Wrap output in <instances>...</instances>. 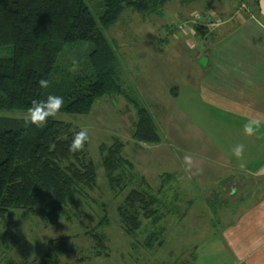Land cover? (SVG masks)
Segmentation results:
<instances>
[{
	"label": "rangeland",
	"instance_id": "obj_1",
	"mask_svg": "<svg viewBox=\"0 0 264 264\" xmlns=\"http://www.w3.org/2000/svg\"><path fill=\"white\" fill-rule=\"evenodd\" d=\"M252 4L254 6L255 3ZM240 6L241 10L248 7L245 0H242ZM199 8L202 9L199 11L201 16L191 14ZM210 10L225 13L228 5L218 0H201L198 3L171 0L165 6L162 16L134 14L131 9H126L119 21L105 30L119 55V77L125 82V87L138 98L140 104L151 112L162 141L159 144H147L133 137L137 110L122 95L104 96L86 115L60 112L56 119L72 124L75 129L88 130L90 142L86 148L88 156L96 165L97 184L94 188L85 189L78 197L77 203L68 207V216L59 221H44L23 210H12L7 218L0 217V264H6L9 259H15L17 264H39L48 251V243L66 236L71 237L75 251L60 255L61 264H194L195 258V264L232 263V257L227 251H210L206 245L212 238L204 237L205 233H209L210 222L207 221L206 213L211 209L209 204H205L204 197L216 201V208L225 207L231 196V182L227 180L215 189L205 190L204 185L209 182L203 183L196 177L195 183L192 182L194 189H189L187 194L196 192L197 195L194 204L188 205L189 197L185 194L186 198L183 199L182 195L179 199L178 177L166 175L174 166L180 167L177 159L184 167L185 154L191 155L195 163L213 166L220 176L223 172L226 173L225 162L212 156L210 145L212 135L216 133L217 128H221L222 135L219 136L223 137L221 148H224L227 128L225 121L228 117L225 113L211 109L201 98L199 90L189 88L188 85L191 84H188L187 80L180 86L176 76L167 74L168 71L175 72L178 69L191 71L192 68L186 61L173 67V56L165 54L157 65V61L150 55L146 56L143 50L141 54L130 53L134 37L148 40L153 33L157 37L156 53L168 40L181 49L184 45L187 56L193 55L188 49L196 46L193 48L195 50L197 45L202 48L201 55L204 54L205 48L210 45L211 39L223 25H215L222 20ZM127 22H143L141 27L144 29L126 28L129 26ZM152 26L156 28L151 32ZM145 45V42H139V46H136L142 49ZM170 51L175 53L176 48H169L168 52ZM5 54H8L6 50H0V56ZM75 57L68 55L70 60L78 64ZM173 84L178 85L181 90V96L174 100L168 92V86ZM166 90L170 97L166 96ZM25 114L26 112L18 111L3 113L8 117L18 118H24ZM215 121L217 125L214 124ZM116 142L124 144L123 155L132 162V169L126 168V172L118 171L117 175L123 172L124 178L117 183L116 188H112L103 167L102 148H109ZM205 149L209 151L208 154L201 156L198 151ZM180 173L181 178H184L180 182L184 184L187 181L185 167L178 169V174ZM240 185L241 183L236 184L235 196L246 192ZM226 186L227 189L224 190ZM133 189L149 191L158 197L161 205L157 208L160 209L161 216L156 223H152V219L141 217L142 227L134 235H130L122 224L118 209L125 196ZM180 190L184 192V188ZM197 216H205L206 221H200ZM93 228L106 235L107 252L98 257L94 254V242L87 234V231ZM200 242L201 246L197 252L195 246ZM200 248L203 251L201 253Z\"/></svg>",
	"mask_w": 264,
	"mask_h": 264
},
{
	"label": "trees",
	"instance_id": "obj_2",
	"mask_svg": "<svg viewBox=\"0 0 264 264\" xmlns=\"http://www.w3.org/2000/svg\"><path fill=\"white\" fill-rule=\"evenodd\" d=\"M169 1L0 0V50L8 52L0 56V217L23 210L44 221H59L68 216V207L77 203L85 189L97 184L87 143L83 151H69L74 133L80 130L53 118L42 129L25 126L24 118L3 113L26 112L32 100L51 94L63 97L60 112L86 115L99 99L118 94L137 110L133 137L147 144L161 143L151 112L119 77V55L105 29L126 9L162 15ZM253 1L259 5V0ZM69 54L76 56L78 64ZM41 78L49 80L47 89L39 86ZM123 149L121 142L102 148L112 188L124 178L118 171L132 169ZM160 203L149 191L131 190L118 209L126 232L134 235L142 227L141 217L156 223ZM215 204L209 206L216 210ZM87 234L94 242L95 256L106 254V235L94 228ZM47 250L39 264H61L59 256L73 253L75 247L66 236L50 241ZM6 264L17 262L9 259Z\"/></svg>",
	"mask_w": 264,
	"mask_h": 264
},
{
	"label": "crops",
	"instance_id": "obj_3",
	"mask_svg": "<svg viewBox=\"0 0 264 264\" xmlns=\"http://www.w3.org/2000/svg\"><path fill=\"white\" fill-rule=\"evenodd\" d=\"M188 1L198 3L201 0H182V3ZM218 1L227 4L228 10L225 13L210 10L220 16L223 25L211 39L210 45L205 48L204 54L201 55L202 48L197 45L195 50L193 48L196 46L188 49V51L193 52V55L187 56L184 45L181 46V49L173 41L168 42V40L165 42V46L157 50L156 53L155 39L157 37L153 33L148 40L139 38V36L134 37L131 41L130 53L131 55L141 54L143 50L146 56L150 55L153 57L152 59L157 61V65L160 59L163 60L161 56L165 54L173 56L172 61L174 60L175 63L173 67L182 61H186L192 68L191 71L178 69L175 72L168 71L167 74L176 76L180 86L187 80V83L191 84L188 85L189 88L199 90L201 98L211 109L225 113L228 117L225 121L227 128H225L224 148H221L223 147L221 144L223 137L219 136L222 135L221 128H217L216 133L212 135L210 145L212 156L225 162L224 170L226 173L223 172V175L220 176L213 166H205L206 163H195L192 171H186L187 181L183 184L180 181L184 178H181V173L178 174V169H184V167L177 159L180 167L176 165L171 172L166 174L178 177L179 190L177 193L180 194L179 199L182 195L183 199L189 197L187 199L188 205L194 204L193 201L195 202L194 198L197 193L187 194V191L194 189L192 182L196 177L203 183H211L210 185L205 183V190L206 188L215 189L220 183L229 180L231 182V184L229 183L231 190L229 202H226L225 207L220 206L216 210L211 208L206 213L207 221L210 223L209 233H205L204 237L212 238L210 242L206 238V241L209 242L206 247L215 252L219 249L227 251L232 257L231 264H264V124L256 135L250 136L244 131V125L250 119L264 121V0H259V5L254 4V6L253 0H245L248 5L245 10L240 9L242 0ZM200 10L202 9L199 8L190 13L194 15ZM133 12L134 14L138 13ZM142 23L127 22L126 24L129 26L126 28L144 29L141 27L144 25ZM150 28L152 32L156 27ZM139 42L140 44L145 42L147 46L145 45L141 49L136 46H139ZM169 48H176V52H168ZM202 59L206 61L201 63ZM156 68L158 69V66ZM168 92L172 95L171 99L173 100L181 96V90L176 84L168 86ZM168 92L166 90V96H169ZM214 124L217 125L218 123L215 121ZM240 144L244 145V153L242 158H237L233 155V148ZM208 152L207 149L198 151L201 156H206ZM248 179L253 181L250 182ZM213 180L215 181L213 182ZM169 183L171 184V182ZM238 183H241L240 186L244 187L246 192L235 196L236 184ZM181 188H184V192L180 190ZM204 199L205 204L213 203L211 198L204 197ZM213 199L215 200V198ZM204 217L197 216L200 221L204 220ZM216 228L218 230H213ZM199 246H201V242L195 246L197 252ZM199 252H203L201 248ZM195 262L196 258L193 263L195 264Z\"/></svg>",
	"mask_w": 264,
	"mask_h": 264
},
{
	"label": "clouds",
	"instance_id": "obj_4",
	"mask_svg": "<svg viewBox=\"0 0 264 264\" xmlns=\"http://www.w3.org/2000/svg\"><path fill=\"white\" fill-rule=\"evenodd\" d=\"M41 88L47 89L50 86V82L47 79L41 78L38 81ZM64 105L62 96L48 95L46 99L37 100L34 99L31 102V106L27 108L24 116L25 126L29 124L35 125L38 128L46 127L49 118L56 119L60 115V111ZM264 121L260 119H250L244 125V131L247 135H256ZM90 142V136L86 128H82L79 132L74 133L73 139L69 145V151L72 153L83 151L85 144ZM244 153V145H236L233 148V155L237 158H242ZM195 166L193 157L189 154L184 156L185 171H190ZM199 171V169H198Z\"/></svg>",
	"mask_w": 264,
	"mask_h": 264
},
{
	"label": "built area",
	"instance_id": "obj_5",
	"mask_svg": "<svg viewBox=\"0 0 264 264\" xmlns=\"http://www.w3.org/2000/svg\"><path fill=\"white\" fill-rule=\"evenodd\" d=\"M195 16H201V14L197 13ZM211 20H212V19H211ZM220 23H221V22L218 21L217 24H215V25H219Z\"/></svg>",
	"mask_w": 264,
	"mask_h": 264
},
{
	"label": "water",
	"instance_id": "obj_6",
	"mask_svg": "<svg viewBox=\"0 0 264 264\" xmlns=\"http://www.w3.org/2000/svg\"><path fill=\"white\" fill-rule=\"evenodd\" d=\"M205 61H206L205 59H202V60H201V63H204Z\"/></svg>",
	"mask_w": 264,
	"mask_h": 264
}]
</instances>
